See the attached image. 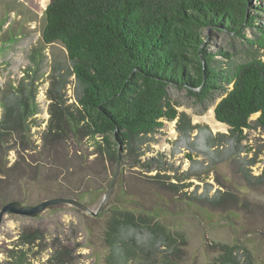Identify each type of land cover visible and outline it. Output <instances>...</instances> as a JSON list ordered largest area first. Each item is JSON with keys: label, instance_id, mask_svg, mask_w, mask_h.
Instances as JSON below:
<instances>
[{"label": "rangeland", "instance_id": "374dc122", "mask_svg": "<svg viewBox=\"0 0 264 264\" xmlns=\"http://www.w3.org/2000/svg\"><path fill=\"white\" fill-rule=\"evenodd\" d=\"M254 1L264 8V0ZM49 2L0 0V115L5 92L23 78L34 77L37 86L36 110L28 117L31 129L0 138V264H13L21 253L31 264H107L104 236L110 220L128 215L162 225L174 239L167 253L156 252V261L141 258L132 264H222L230 248L242 253L243 260L264 264V130L246 129L243 151L227 159L213 162L215 157L195 152L193 163L186 149L174 155L182 113L191 124H207L225 135L216 146L219 155L235 145L225 140L229 127L215 114L222 88L200 97L170 85L180 115L165 120L140 161L139 151L127 150L114 159L69 125V113L78 115V108L73 76L61 83L70 71L68 52L62 43L46 44L42 38ZM252 12L264 25V9ZM245 32L254 38L257 29ZM205 34L209 50L232 55L229 61L219 53V61L264 59V49L245 37L216 29ZM50 124L54 133H48ZM192 164L198 168L192 170ZM208 187V197H199ZM56 197L74 198L93 212L62 202L33 214L3 212L7 204L31 208Z\"/></svg>", "mask_w": 264, "mask_h": 264}, {"label": "trees", "instance_id": "16d2710c", "mask_svg": "<svg viewBox=\"0 0 264 264\" xmlns=\"http://www.w3.org/2000/svg\"><path fill=\"white\" fill-rule=\"evenodd\" d=\"M255 7L264 9L254 0H50L42 38L46 44L62 43L68 52L70 71L61 83L73 76L78 108V115L69 113L73 132L88 135L114 159H119L120 150L139 151L140 161L138 156L156 140L165 120L180 115L169 95L170 85L200 97L222 88L215 114L229 127L225 140L235 146L219 155L216 146L223 144L225 135L207 124H191L182 113L172 154L186 149L193 163L195 152L215 157L213 162L240 154L245 130H264V59L219 61V53L229 61L232 55L209 50L205 31L234 33L264 49V25L252 12ZM247 27L257 29L256 37L247 38ZM25 79L1 97L0 138L31 129L28 117L36 110L37 86L34 77ZM53 128L50 124L48 133H54ZM197 168L192 164V170ZM209 190L199 197H208ZM104 241L107 264H132L151 260L158 251L167 253L174 239L162 225L151 226L128 215L110 220ZM242 255L230 248L221 262L252 264ZM27 259L21 253L11 263L31 264Z\"/></svg>", "mask_w": 264, "mask_h": 264}, {"label": "water", "instance_id": "95a60500", "mask_svg": "<svg viewBox=\"0 0 264 264\" xmlns=\"http://www.w3.org/2000/svg\"><path fill=\"white\" fill-rule=\"evenodd\" d=\"M110 190H111V188H110ZM110 190L107 192L106 197L108 196ZM106 197H105V199H106ZM56 202L74 203V204H76V205L84 208L85 210H87L89 212H93L92 209L89 206H87V205L79 202L78 200H76L74 198H68V197H56V198H52L50 200H47V201H45V202H43V203H41V204H39L37 206L31 207V208H26V207L14 206L12 204H7V205L4 206L3 212L4 211H7V210H12L14 212L22 213V214H33V213L37 212L41 207L47 206L49 204L56 203Z\"/></svg>", "mask_w": 264, "mask_h": 264}, {"label": "bare ground", "instance_id": "6f19581e", "mask_svg": "<svg viewBox=\"0 0 264 264\" xmlns=\"http://www.w3.org/2000/svg\"><path fill=\"white\" fill-rule=\"evenodd\" d=\"M213 114V113H212ZM214 121V120H213ZM216 123H217V121H216ZM214 124V123H213Z\"/></svg>", "mask_w": 264, "mask_h": 264}]
</instances>
